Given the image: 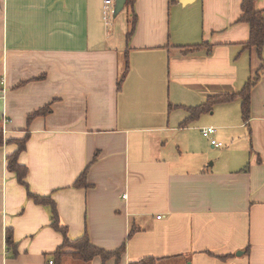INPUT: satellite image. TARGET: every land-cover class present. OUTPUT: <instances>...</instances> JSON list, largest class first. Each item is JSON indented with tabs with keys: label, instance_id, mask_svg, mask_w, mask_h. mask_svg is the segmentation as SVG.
<instances>
[{
	"label": "crops",
	"instance_id": "1",
	"mask_svg": "<svg viewBox=\"0 0 264 264\" xmlns=\"http://www.w3.org/2000/svg\"><path fill=\"white\" fill-rule=\"evenodd\" d=\"M103 2L0 0V264H47L63 244L29 191L53 198L72 240L126 245L118 262L66 248L60 264H264V74L248 121L235 99L183 123L188 107L239 92L262 66L244 49L243 0H136L130 41L128 20L107 24ZM27 133L26 186L8 157ZM89 165L91 186L74 187Z\"/></svg>",
	"mask_w": 264,
	"mask_h": 264
},
{
	"label": "trees",
	"instance_id": "2",
	"mask_svg": "<svg viewBox=\"0 0 264 264\" xmlns=\"http://www.w3.org/2000/svg\"><path fill=\"white\" fill-rule=\"evenodd\" d=\"M256 1L257 0H243L242 2V15L239 18V22H246L249 23L251 32H250V39L248 42L244 44V49H256L258 57L262 60V66L256 71L255 75L250 78L244 85V87L236 93H224L218 95L209 96L207 101L196 107H188L187 110L189 112V117L183 122L184 124H188L191 120L201 116L205 112H209L213 110L215 105L219 103H226L234 101L235 99L241 100V111L243 120L246 122L250 119L251 114V93L254 86L260 80L261 76L264 74V11L258 10L256 8ZM135 3L136 0H126L125 6L123 9H126L129 13L128 18V31H127V41H130L132 35L136 30L137 25V14L135 11ZM206 45V44H205ZM203 44H197L193 46V49H200ZM129 69V59L128 53L125 55V69L122 73L118 86L121 87ZM51 111L50 104L40 108L29 115L28 122L30 123L33 119L39 116H44ZM29 138V134L27 133L23 138L14 140L17 145L18 149L13 154L8 157V169L14 172L17 175V178L20 183L27 186L26 177L28 174V168L25 165L19 163V154L25 150L26 144ZM4 142L3 136V127L2 122L0 123V145ZM96 157L93 159L91 164L96 161ZM90 164V165H91ZM90 165L87 166L84 171L79 175L77 180L74 183V187L77 188H89L91 185L88 183V172ZM29 195L35 200L36 203L42 204L45 206L50 207L51 210V226L55 228L57 231L61 232L64 236L63 244L58 248L55 252V259L54 264H60V261L64 254V250L66 248H72L74 250V256L84 260L90 261L95 257H101L103 261H107L111 258H116L117 262L120 260L122 254L125 252L126 245L124 244L119 249L115 251H107L103 248L97 247L91 243V240L87 234V232L80 238L72 240L68 236V228L61 222L59 217L57 206L55 201L51 196H41L38 194H34L29 191ZM133 232V231H132ZM7 243L10 247L14 250L16 249V242L14 240V236L10 231L7 232ZM158 258L154 257H146L139 261L131 262L130 264H156Z\"/></svg>",
	"mask_w": 264,
	"mask_h": 264
},
{
	"label": "built area",
	"instance_id": "3",
	"mask_svg": "<svg viewBox=\"0 0 264 264\" xmlns=\"http://www.w3.org/2000/svg\"><path fill=\"white\" fill-rule=\"evenodd\" d=\"M103 3H104L103 4V15H104L105 22L108 24L110 20L112 19V17L115 15L116 0H104ZM4 97L5 95L3 92V95L0 96V98H4ZM6 122H7V117H6V112H4L3 119H2L3 134L6 133V126H5ZM215 131H216V128L214 127H205L202 129L203 134L207 137L210 136V134ZM212 143L215 145H221L220 143L218 144L216 140H213ZM47 264H54V261L49 260Z\"/></svg>",
	"mask_w": 264,
	"mask_h": 264
},
{
	"label": "rangeland",
	"instance_id": "4",
	"mask_svg": "<svg viewBox=\"0 0 264 264\" xmlns=\"http://www.w3.org/2000/svg\"><path fill=\"white\" fill-rule=\"evenodd\" d=\"M116 16L118 17V20L122 19L123 22H127V20H128V11L126 9H123V10L119 11ZM110 27H111V25H110ZM127 30H128V26H127Z\"/></svg>",
	"mask_w": 264,
	"mask_h": 264
},
{
	"label": "water",
	"instance_id": "5",
	"mask_svg": "<svg viewBox=\"0 0 264 264\" xmlns=\"http://www.w3.org/2000/svg\"><path fill=\"white\" fill-rule=\"evenodd\" d=\"M126 0H116V5H115V15L121 10H123L125 6Z\"/></svg>",
	"mask_w": 264,
	"mask_h": 264
}]
</instances>
